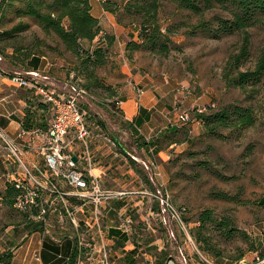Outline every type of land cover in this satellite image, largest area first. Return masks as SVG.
<instances>
[{
    "label": "rangeland",
    "instance_id": "rangeland-1",
    "mask_svg": "<svg viewBox=\"0 0 264 264\" xmlns=\"http://www.w3.org/2000/svg\"><path fill=\"white\" fill-rule=\"evenodd\" d=\"M23 7L18 0H7L2 5L0 0V73L8 77L16 73L31 77L27 72L28 60L21 62L20 56L33 50L58 60L60 64L54 70L59 74L63 72L66 81L63 88L68 90L77 85L86 88L88 81L78 57L53 37H46V41L58 51L39 45L36 38L45 39V34L33 16L20 12ZM161 8L157 19L160 30L154 42L133 39L130 33L126 36L124 57L119 61L107 57L103 65L95 68L104 88H87L93 97L82 99V105L90 115L88 124L94 133H102L116 141L117 146L111 148L124 158L123 161H129L132 156L144 158L145 154L139 147L143 145L142 136L120 117L117 100L124 97L120 88L124 82L127 83L124 81L127 77L138 75L144 82L153 80L157 83L158 92L166 94L162 98L170 99L172 103L171 111L167 112V122L169 119L175 122L184 110L191 115L187 125H182L185 127L179 126L182 128L172 129L163 137L156 138L155 143L160 148H169L167 153L156 157L164 166L166 188L162 193L170 196L179 208H185L188 231L203 255L217 264H256L264 257V74L261 81L249 82L244 87L236 85V77L238 69L254 71L257 61L264 57V27L261 24L250 27L249 41L246 42L242 32L224 35L215 32L220 24L218 18L230 17L224 10L212 8L197 14L177 8L168 0ZM21 22L29 24L30 28L5 34ZM67 23L65 19L64 24ZM124 23L131 27L128 17L124 18ZM106 33L113 35L110 31ZM104 35L105 31L94 39L95 45L100 44ZM130 41H137L140 45L128 48ZM246 43L249 52L241 56L237 64L236 57ZM106 83L115 87L111 88ZM8 93L13 92L9 89ZM174 95L180 98L173 105ZM183 99L191 103H183ZM109 105L117 113L112 112ZM231 105L248 108L253 122L219 127L211 133L194 117L193 110L198 106L217 112ZM24 110L27 115L34 114L39 123L48 125L52 118L50 105L39 94H34L27 101ZM96 119L102 122V126L95 122ZM198 121L203 128L198 126ZM143 129L147 132L145 126ZM172 143L176 144L170 146ZM111 148L110 144L106 146V150ZM74 152H78L76 147ZM112 154L110 152L105 158L110 160ZM109 164V161L101 163L107 167L104 178L108 187L114 185V170L118 171ZM140 169L137 172L140 173ZM4 184V180L0 182V194H3ZM206 211L211 213L212 219L200 226V219ZM223 220L229 226L220 225ZM34 225L4 196L0 205V255L11 252L9 246L21 241ZM139 226L142 238L148 239L143 224ZM230 228L233 230L229 232ZM188 246L189 243L185 244L184 249L188 257H192L195 264H206L193 249L194 254H189ZM176 262L186 264L184 261Z\"/></svg>",
    "mask_w": 264,
    "mask_h": 264
},
{
    "label": "crops",
    "instance_id": "crops-1",
    "mask_svg": "<svg viewBox=\"0 0 264 264\" xmlns=\"http://www.w3.org/2000/svg\"><path fill=\"white\" fill-rule=\"evenodd\" d=\"M106 1L122 6L129 0H90L93 15L99 19L105 32H112L116 41L111 46H108L104 39L97 45L95 41L88 40L82 43L86 48L91 47L92 50L97 46L107 47V57L119 61L124 57L122 53L127 48L126 36L131 33L133 39L139 40L138 32L137 29L134 30L133 24L130 27L118 22L116 14L105 9ZM59 64L58 60L51 59L45 54H36L28 60L27 72L34 75L33 77H36L40 84L44 81L42 85L49 84L48 87L62 93L67 90L63 88V84H66L65 76L62 71L59 74L54 70ZM124 81L127 83L124 82L125 85L120 88V93L122 92L124 97L117 105L120 117L126 123L138 119L139 124L127 123V125L139 127L142 131L145 126L147 128V132L144 131L145 134L160 128L162 130L150 141L153 144L139 146L140 151L145 154L144 158L132 156L137 161L138 167L142 168V173L137 172L131 160L123 161L124 158L119 157L118 152H114L111 148L112 146H110L112 150H106L108 146L106 141L101 136H96L94 140H91V144L93 143L95 159L99 160L95 161L93 173L98 170L96 174L102 176L104 185L108 187L104 178L107 167L105 168L101 163L109 161L108 166L118 170H114L116 174L113 177L114 185L109 187L125 192L122 197L102 203L97 208L100 211L101 227L98 228L94 219L96 206L93 204L72 207L76 211V219L80 222L79 228L73 226L67 214L61 218L58 214L50 213L47 215V222L31 221L24 214L26 219L34 222L35 225L23 235L21 241L9 246L12 256L7 262H0V264H166L167 259L171 257L181 263L184 261L186 264H195L194 259L184 252L187 243L193 246V248L188 246L189 254H194V251L197 252L198 249L194 245L190 232L181 231L161 203L151 200L143 193L144 190L159 191L166 188L164 166L156 157L167 153L169 148L162 149L155 141L157 137H163L171 131L169 128L165 129V126H167V112L171 111L172 103L170 99L162 98L166 94L161 95L158 92V85L153 80L144 82L143 78L136 75L134 78L127 77ZM107 85L111 88L115 87ZM139 88L144 91L142 95L138 93ZM9 89L12 90V94L8 93ZM14 89L19 90L20 93H15ZM34 94L37 93L33 87L13 86L8 75L1 72L0 126L16 136L18 127L22 126L25 119L24 108ZM174 97L176 100L173 101V105L178 103L180 98L178 95ZM181 101L191 103L185 99ZM109 107L112 112L117 113L111 105ZM95 122L99 120L96 119ZM99 123V126H102V122ZM199 123L198 121L197 124ZM198 126L204 127L201 124ZM175 144L172 143L170 146ZM96 151H98L97 156ZM110 152L113 154L109 160L105 157L110 155ZM72 153L78 156L79 149L78 152L72 151ZM157 168L162 172L161 176L157 175ZM72 200L75 204V200ZM140 223L143 224V231L147 232L148 239L142 238L143 234L139 231Z\"/></svg>",
    "mask_w": 264,
    "mask_h": 264
},
{
    "label": "built area",
    "instance_id": "built-area-1",
    "mask_svg": "<svg viewBox=\"0 0 264 264\" xmlns=\"http://www.w3.org/2000/svg\"><path fill=\"white\" fill-rule=\"evenodd\" d=\"M133 27L139 33L140 26L134 23ZM33 76L16 73L9 78L13 86L33 87L35 92L43 97V101L50 105L52 118L47 129H26L20 126L16 136L0 126V182L5 181L3 194H0V205L10 185L18 191L12 206L26 214L29 220L47 222L46 218L50 213L58 214L61 218L67 214L73 226L79 228L80 222L76 219V211L72 207L93 204L96 206L93 216L100 228V211L97 208L102 203L122 197L125 192L106 187L102 176L93 173L95 159L91 140L101 136L112 147L117 146L116 141L90 129V115L82 105V99L93 97L87 88L77 85L61 93L40 84ZM143 92V89H138L140 95ZM120 103V100L117 101V104ZM194 111L205 112L208 107L198 106ZM190 120V112L184 110L178 114L175 122L169 119L165 129L169 126L187 125ZM135 128L148 143L162 131L160 128L145 134L141 128ZM75 147L79 149L78 156L72 153ZM73 156L77 157L78 162L72 159ZM156 172L157 175H162L159 168ZM143 193L151 200L160 202L180 229L189 232L184 207L175 205L170 196L162 193V190H144ZM197 253L206 264H217L198 249ZM166 262L178 264L173 258ZM256 264H264V257Z\"/></svg>",
    "mask_w": 264,
    "mask_h": 264
},
{
    "label": "trees",
    "instance_id": "trees-1",
    "mask_svg": "<svg viewBox=\"0 0 264 264\" xmlns=\"http://www.w3.org/2000/svg\"><path fill=\"white\" fill-rule=\"evenodd\" d=\"M7 0H1V5ZM14 2V0H12ZM23 4V9L20 12L27 16H33L36 19V24L42 28L45 39L36 38L39 45H46L49 49L58 51V48L48 43L46 37H53L62 41L65 48L73 55L77 56L81 61L80 68L85 72V79L88 83L86 88L91 90V87L97 86L104 88V84L101 81L100 76L96 73L95 68L105 63L107 58V47L97 46L93 50L86 48L83 45L84 40L94 41V39L104 32L102 25L97 17H95L91 10L90 0H18ZM167 0H129L124 5L120 6L112 1L104 2V7L116 14L118 22L124 23V18L128 17L131 20V24L134 23L140 26L138 37L147 41L154 42L156 34H158L160 27L158 26L157 19L161 11V7ZM176 4L177 8H184L195 12L197 14H203L209 9L218 8L227 12L230 17H219V26L215 32L224 34H234L236 32H242L244 34V40L249 41L248 29L256 24H261L264 27V0H168ZM67 19L68 23L64 24V20ZM128 25V24H125ZM29 24L19 23L12 30H8L5 34H11L15 31H23L29 29ZM102 39H106L108 46H111L116 41L114 35H109L105 32ZM140 43L137 41H130L128 48L137 47ZM246 45L241 49L240 55L236 58L237 64H239L240 57L248 53V47ZM3 55L4 52L1 50ZM39 54L33 50L21 54L20 61L31 59V56ZM15 64V62H12ZM237 86L244 87L247 83L261 81L264 74V57H261L257 63L254 71H243L238 69ZM69 75H71L69 73ZM119 101V100H117ZM25 115L22 126L26 129L41 128L47 129V123H39L34 114ZM194 116L199 119L207 130L212 133L219 127H227L237 124H250L253 122V115L248 108L239 106H228L217 112H198L194 111ZM129 125L139 124V120L135 119L133 122H127ZM185 127V126H183ZM179 126H169V130H177ZM136 130V128H135ZM137 133V130H136ZM143 139V137H142ZM158 139V137H157ZM143 145H151L153 143L144 141ZM141 146V145H140ZM131 163L135 166L136 170H139L137 161L129 157ZM142 173V170L140 169ZM3 196L10 199V203L13 204V198L18 194V191L14 187L8 186ZM225 197V196H223ZM212 216L209 211L202 214L200 219L201 225L207 220H211ZM220 225L223 227L229 226L226 220L221 221ZM233 229H229V232ZM12 256V252H6V254L0 255V262H7ZM173 258V257H171ZM170 259V258H169ZM168 260V259H167Z\"/></svg>",
    "mask_w": 264,
    "mask_h": 264
},
{
    "label": "water",
    "instance_id": "water-1",
    "mask_svg": "<svg viewBox=\"0 0 264 264\" xmlns=\"http://www.w3.org/2000/svg\"><path fill=\"white\" fill-rule=\"evenodd\" d=\"M73 160H75L76 162H78V160H77V157L76 156H73V158H72Z\"/></svg>",
    "mask_w": 264,
    "mask_h": 264
}]
</instances>
